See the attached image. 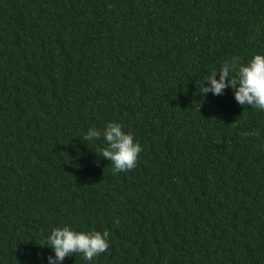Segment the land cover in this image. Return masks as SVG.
Masks as SVG:
<instances>
[{
	"label": "trees",
	"instance_id": "trees-1",
	"mask_svg": "<svg viewBox=\"0 0 264 264\" xmlns=\"http://www.w3.org/2000/svg\"><path fill=\"white\" fill-rule=\"evenodd\" d=\"M257 53L264 0H0V264L62 226L110 233L90 264H264V111L200 94ZM112 121L143 148L115 175L82 138Z\"/></svg>",
	"mask_w": 264,
	"mask_h": 264
},
{
	"label": "clouds",
	"instance_id": "clouds-1",
	"mask_svg": "<svg viewBox=\"0 0 264 264\" xmlns=\"http://www.w3.org/2000/svg\"><path fill=\"white\" fill-rule=\"evenodd\" d=\"M225 89L233 90L235 101L239 105L264 111V53L254 54L247 62H241L237 57L223 61L218 69L214 68L201 82L200 94L219 96ZM101 137L105 146L98 152L110 162L114 175L136 167L143 150L142 145L131 132L124 130L121 123L108 122L102 129L90 127L82 136L89 143L100 141ZM109 236L107 230L85 232L70 226L55 227L46 236L43 246L54 253L47 257V264H63L65 258L72 254H80L90 264L94 257L109 249Z\"/></svg>",
	"mask_w": 264,
	"mask_h": 264
}]
</instances>
